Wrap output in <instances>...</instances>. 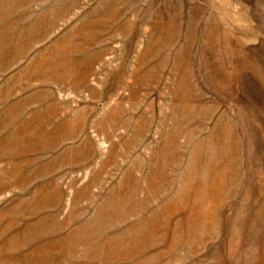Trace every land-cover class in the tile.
Wrapping results in <instances>:
<instances>
[{"label": "rangeland", "instance_id": "1", "mask_svg": "<svg viewBox=\"0 0 264 264\" xmlns=\"http://www.w3.org/2000/svg\"><path fill=\"white\" fill-rule=\"evenodd\" d=\"M0 264H264V0H0Z\"/></svg>", "mask_w": 264, "mask_h": 264}]
</instances>
